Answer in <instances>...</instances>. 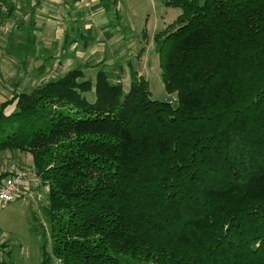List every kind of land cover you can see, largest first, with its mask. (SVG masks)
Wrapping results in <instances>:
<instances>
[{
  "label": "trees",
  "instance_id": "obj_1",
  "mask_svg": "<svg viewBox=\"0 0 264 264\" xmlns=\"http://www.w3.org/2000/svg\"><path fill=\"white\" fill-rule=\"evenodd\" d=\"M162 2L175 103L78 67L0 105V157L28 154L47 199L43 264H264V0Z\"/></svg>",
  "mask_w": 264,
  "mask_h": 264
},
{
  "label": "rangeland",
  "instance_id": "obj_2",
  "mask_svg": "<svg viewBox=\"0 0 264 264\" xmlns=\"http://www.w3.org/2000/svg\"><path fill=\"white\" fill-rule=\"evenodd\" d=\"M5 3L14 12L13 19L0 25V105L16 92H29L78 67L93 82L103 70L112 83L121 81L126 91L130 89L132 73L136 72L148 82L152 100L176 102L162 81L158 42L154 38L179 27L176 20L182 13L180 9L166 7L162 0H47L41 4L37 0H5ZM7 11L3 4V16ZM34 31L40 35L35 36ZM13 39L18 42H10ZM85 97L93 103L95 90ZM0 160L31 169L32 159L25 153L10 156L7 152ZM46 204L41 188L36 192L32 187L24 198L0 203V264H43L41 229H37L40 222L46 227L42 214V205ZM50 264L60 263L52 260Z\"/></svg>",
  "mask_w": 264,
  "mask_h": 264
},
{
  "label": "built area",
  "instance_id": "obj_3",
  "mask_svg": "<svg viewBox=\"0 0 264 264\" xmlns=\"http://www.w3.org/2000/svg\"><path fill=\"white\" fill-rule=\"evenodd\" d=\"M0 0V9L2 8ZM37 176L34 172L12 164L9 168V176L0 186V203H11L24 198L29 188H38ZM41 200V197H40Z\"/></svg>",
  "mask_w": 264,
  "mask_h": 264
},
{
  "label": "crops",
  "instance_id": "obj_4",
  "mask_svg": "<svg viewBox=\"0 0 264 264\" xmlns=\"http://www.w3.org/2000/svg\"><path fill=\"white\" fill-rule=\"evenodd\" d=\"M7 13H8V11H7ZM5 19H7V20H5ZM9 19H13V14L12 15H10L9 17H8V15L6 14V15H2L1 17H0V25H2V24H6V23H8V20ZM17 30H16V32H19L18 31V28H16ZM13 31V30H12ZM74 30H71L70 32L72 33ZM12 33V32H11ZM33 34L35 35V36H38V35H40V33L39 32H36V31H34L33 32ZM75 34L77 35V34H79V32L78 31H75ZM63 35V34H62ZM78 37L80 36V35H77ZM65 41L67 42L68 41V37H66L65 38ZM81 41V40H80ZM10 42H18V40H15V39H13V40H11ZM3 103V102H2ZM1 103V104H2ZM7 154V153H6ZM13 154L14 153H10V156H13ZM5 155V154H4ZM3 155V156H4ZM3 156H2V158H3ZM20 156V155H19ZM30 163V162H29ZM3 164H5V167L3 168L2 167V165ZM20 165V164H19ZM10 166H11V164H7V161L6 160H0V175L1 174H4V173H9V168H10ZM23 167V166H22Z\"/></svg>",
  "mask_w": 264,
  "mask_h": 264
}]
</instances>
